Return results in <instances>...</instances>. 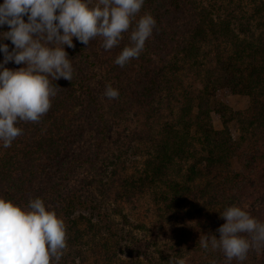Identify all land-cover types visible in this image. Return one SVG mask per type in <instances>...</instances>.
Returning a JSON list of instances; mask_svg holds the SVG:
<instances>
[{
	"label": "trees",
	"instance_id": "16d2710c",
	"mask_svg": "<svg viewBox=\"0 0 264 264\" xmlns=\"http://www.w3.org/2000/svg\"><path fill=\"white\" fill-rule=\"evenodd\" d=\"M145 13L156 26L144 50L116 65ZM97 44L85 68L72 63L71 82L52 81L60 89L40 121L18 122L11 147L0 142V198L22 209L40 198L63 219L59 264H264V246L229 262L199 244L219 239L230 206L264 223V0H145L117 47ZM107 85L118 99L103 95ZM220 94L249 106L233 110ZM86 167L91 180L73 183ZM146 193L160 222L134 232L109 203Z\"/></svg>",
	"mask_w": 264,
	"mask_h": 264
},
{
	"label": "clouds",
	"instance_id": "9594fccd",
	"mask_svg": "<svg viewBox=\"0 0 264 264\" xmlns=\"http://www.w3.org/2000/svg\"><path fill=\"white\" fill-rule=\"evenodd\" d=\"M145 0H3L0 4V40L11 41L14 48L0 43L4 54L0 63V142L4 148L22 134L17 123H37L51 108V99L60 89L52 81L73 78L72 60L65 46L74 48L73 38L89 45L97 37L107 51L117 47L123 34L132 27ZM24 17H27L25 22ZM156 26L145 13L130 34L126 46L114 63L124 67L138 58ZM9 62L24 65L19 70L5 67ZM103 95L118 99L119 91L107 85ZM226 221L215 235L203 234L200 247L219 249L226 260L244 261L250 249L264 246V223L248 212L230 206L220 213ZM242 234H247L250 239ZM67 248L66 227L44 201L35 198L21 208L0 198V264H59ZM77 264L79 262L77 261ZM174 264H185L176 259ZM215 264V261L212 262Z\"/></svg>",
	"mask_w": 264,
	"mask_h": 264
},
{
	"label": "rangeland",
	"instance_id": "374dc122",
	"mask_svg": "<svg viewBox=\"0 0 264 264\" xmlns=\"http://www.w3.org/2000/svg\"><path fill=\"white\" fill-rule=\"evenodd\" d=\"M3 3V0H0V4ZM25 22H27V17H24ZM10 29L7 26H4L0 28V33L9 31ZM0 43L8 44L9 51H11L14 48V45L11 44V41L6 40H0ZM98 37L92 41L89 45H84L80 43L75 37L73 38V44L75 45L74 48H68L65 46V51L68 54V57L72 60V63L74 62V65H76V70H82L85 68L86 64V54H92V51L97 52L98 50ZM82 51V52H81ZM84 53V55L82 54ZM4 55V54H3ZM2 57V56H1ZM0 63H3V60L0 61ZM13 68V70H19V68L24 67V65H16L13 62H9L5 67ZM220 98L222 101L227 103L233 110H244L249 106V99L244 96H238V95H229V94H220ZM215 125L217 128H220V122L218 119L214 116ZM141 121L139 120V123L136 124V127H139L143 130L144 128L141 126ZM112 141V139H111ZM110 147L112 145L110 144ZM144 161V157H139L135 164H137L138 167L132 166L131 169L136 170L140 167V169L143 167L142 163ZM132 165V164H131ZM135 167V168H133ZM93 168H83L79 169L77 174L73 176V183L75 181H80L82 179L84 180H91ZM78 183V182H77ZM93 188V189H92ZM91 188V194L95 197H98L97 190L95 187ZM110 204V207L113 208L112 211L115 209L122 210L126 213L129 224H126L125 226L132 230V231H142L143 229L140 226L148 227L150 229H155L157 224L160 222V218L158 217L159 211H156V205L152 202L150 195L146 193V196H144L141 200L137 197L133 198H125L119 199L115 201L114 198H112V201ZM108 204V205H109ZM110 211V212H112ZM115 216H119L118 213L115 214ZM120 220L119 218H117ZM85 264H101L97 262V260L94 257H89Z\"/></svg>",
	"mask_w": 264,
	"mask_h": 264
}]
</instances>
